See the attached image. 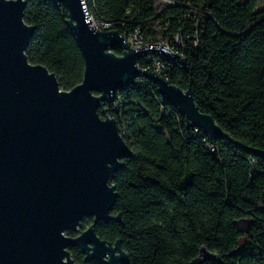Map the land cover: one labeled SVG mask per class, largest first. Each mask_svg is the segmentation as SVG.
Here are the masks:
<instances>
[{
    "label": "trees",
    "instance_id": "trees-1",
    "mask_svg": "<svg viewBox=\"0 0 264 264\" xmlns=\"http://www.w3.org/2000/svg\"><path fill=\"white\" fill-rule=\"evenodd\" d=\"M23 21L34 28L25 51L31 65L54 74L70 92L85 64L66 25L67 13L49 0H25ZM91 14L142 43H173L164 78L190 90L200 113L229 137L212 140L156 89L134 85L117 94L131 134L132 157L111 186L112 215L96 235L121 249L128 264H264V6L260 0H85ZM197 32V46L186 39ZM120 55V51H113ZM185 60L186 65H181ZM246 222L244 230L238 223ZM93 223L87 219L83 231ZM242 242L244 245L242 246ZM75 264L85 262L69 248Z\"/></svg>",
    "mask_w": 264,
    "mask_h": 264
},
{
    "label": "water",
    "instance_id": "water-1",
    "mask_svg": "<svg viewBox=\"0 0 264 264\" xmlns=\"http://www.w3.org/2000/svg\"><path fill=\"white\" fill-rule=\"evenodd\" d=\"M49 1L66 11L85 64L82 83L70 92L44 66L27 61L34 28L23 21L25 0H0V264H75L71 247L85 262L128 264L121 242L107 243L94 229L119 222L110 183L132 157L115 120L102 119L104 106L144 76L190 126L212 140L230 139L199 112L190 90L136 67L145 53L178 56L156 44L130 47L117 31H97L85 0ZM85 219L93 223L79 236L65 235L80 231Z\"/></svg>",
    "mask_w": 264,
    "mask_h": 264
},
{
    "label": "built area",
    "instance_id": "built-area-1",
    "mask_svg": "<svg viewBox=\"0 0 264 264\" xmlns=\"http://www.w3.org/2000/svg\"><path fill=\"white\" fill-rule=\"evenodd\" d=\"M86 6V4H85ZM88 15L95 27V29L99 32H110V31H114L111 30L113 25L103 21V20H99L97 18H95L91 12L88 10L87 6H86ZM121 35V34H120ZM122 37H124L126 43L130 46V47H134V48H142V47H148L154 44H150V45H146L142 43V39L140 37V34L138 31H136L135 33H131V34H126V35H121ZM197 32L195 31L194 33L190 34L189 36L186 37V39H192V46L196 47L198 42H197ZM181 40L178 37H174L173 39V43H156V45H160L161 47L167 49L170 53L178 56L176 50H175V45L180 44ZM120 55L117 56H122V52H120ZM176 59V58H175ZM165 61H168L167 59L163 58L162 56L158 55L157 53H145L142 55L141 59L139 61H137L136 63V67L139 68L141 71H147L149 73H156L157 75H159L161 78H164V73H165ZM166 80V79H165ZM147 85V86H151L154 87L156 89V94H153V99L154 101H156L157 103H163L166 102L165 99L158 94L157 92V87L148 79H146L144 76H138L136 78H134V84L128 86V87H132L134 85ZM126 87V88H128ZM124 88V89H126ZM122 89V90H124ZM121 91V90H119ZM116 92L114 100L111 104L109 105H105L104 109H107L106 111V116L105 114L102 116V119H106L107 118H113L117 124L118 127V131H119V135L122 138V140L125 142H128L129 138H131V134L128 131L127 128V122L125 121L124 117H123V105L120 102V97L118 96V92Z\"/></svg>",
    "mask_w": 264,
    "mask_h": 264
},
{
    "label": "rangeland",
    "instance_id": "rangeland-1",
    "mask_svg": "<svg viewBox=\"0 0 264 264\" xmlns=\"http://www.w3.org/2000/svg\"><path fill=\"white\" fill-rule=\"evenodd\" d=\"M260 6L262 7V6H264V0H260ZM87 219H85V220H83L81 223H80V227H79V230L80 231H75V232H66L65 233V235L66 236H69V237H73V238H75V237H77V236H79L80 234H81V232H83V230H82V228H81V224L84 222V221H86ZM246 222H241V223H238V227L240 228V229H242V230H244L245 228H246ZM88 228V227H87ZM86 228V229H87ZM242 246L244 245V242H242V244H241ZM68 251H69V249H68Z\"/></svg>",
    "mask_w": 264,
    "mask_h": 264
}]
</instances>
